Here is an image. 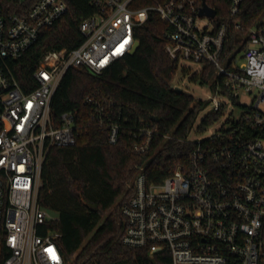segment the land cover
<instances>
[{
    "label": "built area",
    "instance_id": "obj_1",
    "mask_svg": "<svg viewBox=\"0 0 264 264\" xmlns=\"http://www.w3.org/2000/svg\"><path fill=\"white\" fill-rule=\"evenodd\" d=\"M93 1L97 12L80 23L84 42L72 50L47 51L34 72L36 86L28 91L10 62L69 6L65 0H35L26 14H7L0 7V264H64L61 232H42L58 216L38 201L49 149L71 146L77 135L73 113H63L60 124L52 121L53 95L68 69L85 67L100 75L130 54L136 27L154 14L169 26L165 52L170 59L214 66L211 110L225 108L222 98L255 95L250 106L238 103L242 113L214 134L189 136L196 146L186 169L149 183L139 168L134 193L122 207L127 219L122 241L147 248L151 256L167 252L165 264H264V15L238 36L240 62L235 48L226 49L229 27L242 28L237 17L245 0H229L228 13L235 18L230 23L209 4L215 15H200L203 0H152L142 7L135 6L138 0ZM86 102L116 143L119 122L107 119L96 97ZM158 131L155 124L140 127L135 151H149Z\"/></svg>",
    "mask_w": 264,
    "mask_h": 264
},
{
    "label": "trees",
    "instance_id": "obj_2",
    "mask_svg": "<svg viewBox=\"0 0 264 264\" xmlns=\"http://www.w3.org/2000/svg\"><path fill=\"white\" fill-rule=\"evenodd\" d=\"M34 1L0 0V7L7 14H26ZM65 1L68 12L53 25L42 28L24 55L10 62L26 91L36 86L34 72L47 51L72 50L85 40L80 23L97 12V6L93 0ZM206 1L221 13L223 20L230 23L235 19L228 13L229 0ZM150 2L138 0L135 6ZM263 15L264 0H245L237 17L242 28L237 30L233 24L229 27L226 53L238 42V36ZM168 27L157 15H151L135 29L139 46L134 53L116 60L100 75L85 67L68 69L53 95L52 121L60 124L63 113H73L77 135L75 144L49 149L38 201L57 213L58 218L45 224L42 232H61L58 244L64 264L170 262L167 252L151 256L147 248L130 247L122 241L127 225L122 207L134 193L132 184L139 168L144 167L149 183L161 182L178 167L186 169L196 146L188 138L200 112L210 104V100H196L173 86L178 62L165 52ZM215 76L214 66L204 63L192 78L214 88ZM88 96L103 103L108 120L119 122L121 130L116 143L110 142L107 127L94 119V107L86 102ZM222 110H209L196 130L203 132L218 121ZM229 121L230 117L224 127ZM147 124L157 125L159 131L151 149L140 154L134 149L139 139L135 134ZM165 134L170 138H165Z\"/></svg>",
    "mask_w": 264,
    "mask_h": 264
},
{
    "label": "rangeland",
    "instance_id": "obj_3",
    "mask_svg": "<svg viewBox=\"0 0 264 264\" xmlns=\"http://www.w3.org/2000/svg\"><path fill=\"white\" fill-rule=\"evenodd\" d=\"M233 48H235V51L237 52L236 54H238V57L240 58L243 54L241 50L243 48V42H236ZM231 54H234V50ZM240 62H243L242 57L240 58ZM202 67L203 64L200 62L186 59L180 60L178 63L177 73L173 80V86L182 88L185 92L193 95L196 100H210L215 94L214 88L211 87L210 84H201L200 81L194 80L192 78L193 75H195L202 69ZM254 95L255 94L241 95L235 101L222 98L223 101H226V106L222 110V116H220L218 121L208 127L205 131L198 132L196 130V127L200 123L201 119L205 116V114L212 109V106L210 104L207 108L200 112L194 129L190 134V137L193 139H201L214 134L227 118H236L239 114L242 113V108L237 106L238 103L246 104L248 106L252 105ZM262 107H264V105H262ZM43 210L47 211L53 216H57V213L55 211L49 210L44 207Z\"/></svg>",
    "mask_w": 264,
    "mask_h": 264
},
{
    "label": "water",
    "instance_id": "obj_4",
    "mask_svg": "<svg viewBox=\"0 0 264 264\" xmlns=\"http://www.w3.org/2000/svg\"><path fill=\"white\" fill-rule=\"evenodd\" d=\"M216 13L215 9L210 7L208 5V3L206 2V0H203L202 1V6H201V9H200V15H209V16H214ZM139 46V41L136 40L135 43H134V46H133V49L131 51V53H134L136 51V49L138 48ZM177 91L179 92H182L183 89L180 88V87H176ZM153 120L154 121H157L158 118L157 117H153Z\"/></svg>",
    "mask_w": 264,
    "mask_h": 264
}]
</instances>
